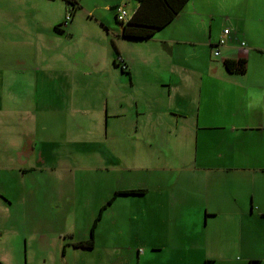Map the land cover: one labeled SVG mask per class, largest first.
Wrapping results in <instances>:
<instances>
[{"label": "crops", "instance_id": "crops-1", "mask_svg": "<svg viewBox=\"0 0 264 264\" xmlns=\"http://www.w3.org/2000/svg\"><path fill=\"white\" fill-rule=\"evenodd\" d=\"M79 3L106 31L111 29L110 13L116 19L115 7L125 5L130 19L138 9L136 0ZM218 4L217 0H190L153 38L128 40L139 44L128 51L126 45L115 54L108 51L114 60L119 51L129 79L123 78L122 68L121 72L109 68L120 74L118 78L109 71L98 77L99 96L104 100L98 123L105 132L104 139H99L100 149L111 142L115 148L123 146V120L126 132H143L131 143L137 152L130 159L118 156L115 161L100 162L99 174H103L102 163L107 173V180L101 182L109 185L101 203L112 205L118 197L132 199L131 232L95 236L94 247L87 250L75 245L91 238H72L68 248L63 237L39 239L43 252H48L46 242H61L57 251L54 244L41 264H72L67 258L74 252L87 253L93 264H264V16L257 38L249 36L246 28L228 35L208 33L207 27L216 23ZM68 16L64 22L68 28L61 20L53 24L55 38L64 43L46 45L50 55L55 52V76L46 73L35 78L36 91L42 87L46 99L86 96L67 86L59 91L58 81L65 76L77 78L82 90L90 85L85 83L90 82L91 69L76 76L58 64L64 58L84 62L92 57L85 46L65 41V32L74 24L73 18L66 22ZM115 33L125 39L122 28ZM223 38L225 44L219 45ZM39 56L50 70L43 48ZM240 59L247 61L246 73L228 72L225 60ZM113 79L117 82L114 92ZM50 107L46 114L59 109L52 101ZM4 113L6 123L10 122V112ZM23 114L18 125L27 122V109L23 108ZM51 156L56 157L53 152ZM126 174L124 178L130 180L119 182ZM128 191L144 193H124ZM14 246L4 243L0 228V264H23L18 240ZM74 262L80 263V257Z\"/></svg>", "mask_w": 264, "mask_h": 264}, {"label": "rangeland", "instance_id": "rangeland-1", "mask_svg": "<svg viewBox=\"0 0 264 264\" xmlns=\"http://www.w3.org/2000/svg\"><path fill=\"white\" fill-rule=\"evenodd\" d=\"M217 1L216 23L213 28L207 27L208 33L210 30L223 33L228 28L233 34V30L246 28L249 36H260L259 20L264 16V0H243L241 6L235 4L237 0ZM66 12L74 24L63 35L67 37L65 41L77 47L85 46L92 57L84 62L64 58L58 64L60 69L76 76L82 75V70L91 69L90 82L85 83L90 85L82 90V87L78 88L77 78L65 76L58 81L59 91L67 86L84 91L86 96L46 99L42 97V87L36 91L35 78L46 73L55 76L52 58L55 52L50 55V47L46 45L64 43L55 38L53 24L61 20L62 26L68 28L64 24ZM109 18L111 29L106 31L86 10L68 5L65 0H0V228L4 243L7 241L9 247L18 240L21 253H24L23 264H41L54 244L55 251L59 249L61 242L54 240L45 243L48 252H43L38 247L39 239L63 237L68 248L72 238H91L97 221L94 230L97 239L109 233L130 235L132 199L117 198L114 191V199L117 198L114 204L101 203L109 185L101 182L107 180V173L102 163L103 174H99L100 162L105 159L115 161L118 156L130 159L132 153L137 152L131 143L143 131L139 134L126 132L127 121L123 120L120 123L123 146L115 148L111 142L100 149L99 139H104L105 132L104 126L98 123L104 102L98 92V77L107 71L113 73L109 68L119 72L122 68L125 71L123 78L129 79L126 62L122 67L116 66L108 51L115 54L116 49L120 51L119 47L125 50L126 45L128 51L131 45L139 44L120 40L115 32L120 31L121 26L116 22L115 14L110 13ZM41 48L50 70L40 61ZM58 72L61 71L58 69ZM119 75L113 73L116 78ZM116 88L117 82L113 79V92ZM50 101L53 107L58 104L60 110L54 107L53 114H46L51 109ZM23 108L27 109V122L18 125L19 119L24 118ZM4 111L10 112L8 123ZM81 140L89 142L80 143ZM52 152L56 157L51 156ZM125 176L129 174L118 181L128 182L130 179ZM79 257L80 263L74 262ZM57 258L62 261L61 253ZM69 258L67 261L72 264H93L84 252H74Z\"/></svg>", "mask_w": 264, "mask_h": 264}, {"label": "trees", "instance_id": "trees-1", "mask_svg": "<svg viewBox=\"0 0 264 264\" xmlns=\"http://www.w3.org/2000/svg\"><path fill=\"white\" fill-rule=\"evenodd\" d=\"M190 0H136L138 9L126 24L120 23L116 15V22L122 28V37L130 41H147L153 38L158 31L165 29L170 25L182 12ZM68 5H75L81 8L78 0H65ZM119 51L114 60L116 66L120 63ZM225 67L230 73L244 74L247 71V61L240 59L238 61L225 60ZM127 194H143L144 191H128ZM122 194V193H118ZM98 222V221H97ZM95 223L91 231V239L86 242L76 244V247L92 249L94 247L95 233L97 226Z\"/></svg>", "mask_w": 264, "mask_h": 264}, {"label": "built area", "instance_id": "built-area-1", "mask_svg": "<svg viewBox=\"0 0 264 264\" xmlns=\"http://www.w3.org/2000/svg\"><path fill=\"white\" fill-rule=\"evenodd\" d=\"M116 15H117L118 21L120 23L126 24L130 21L129 12L126 9V6L120 5V6L116 7ZM70 19L71 18L68 16L67 21H69ZM229 33H230L229 30H225L224 35H228ZM224 44H225V39L223 38L220 40L219 45H224ZM214 55L216 57L220 56V51H215ZM118 62L120 63V65L121 64L124 65V61L121 57L118 59Z\"/></svg>", "mask_w": 264, "mask_h": 264}]
</instances>
